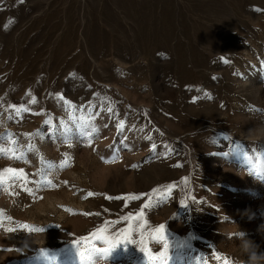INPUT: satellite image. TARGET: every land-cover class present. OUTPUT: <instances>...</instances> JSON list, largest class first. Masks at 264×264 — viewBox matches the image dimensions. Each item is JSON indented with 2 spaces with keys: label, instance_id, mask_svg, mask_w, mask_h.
Wrapping results in <instances>:
<instances>
[{
  "label": "rangeland",
  "instance_id": "rangeland-1",
  "mask_svg": "<svg viewBox=\"0 0 264 264\" xmlns=\"http://www.w3.org/2000/svg\"><path fill=\"white\" fill-rule=\"evenodd\" d=\"M0 137V264H264V0H0Z\"/></svg>",
  "mask_w": 264,
  "mask_h": 264
},
{
  "label": "snow or ice",
  "instance_id": "snow-or-ice-1",
  "mask_svg": "<svg viewBox=\"0 0 264 264\" xmlns=\"http://www.w3.org/2000/svg\"><path fill=\"white\" fill-rule=\"evenodd\" d=\"M33 103H35V100L33 99L32 101ZM26 110V109H25ZM108 111L111 112L112 109L108 108ZM118 127H123V125H118ZM93 131H95V129H93ZM37 135H39V133H37ZM0 139H3L2 137H0ZM150 139V138H149ZM153 149H155L156 145H152ZM64 166V165H61ZM49 168L54 167L53 165H48ZM6 172H14L15 170L13 169H6ZM22 172V170H21ZM14 178H19V177H14ZM89 196L93 195L92 193H88ZM25 228L28 227V225H24ZM35 231H43V229H35ZM129 230L125 229V232L120 234L119 238H113L110 236H106L103 235V230L98 231L97 233H95L93 235V239L94 240H100L103 244H106L107 247H105L103 249V253L107 256L108 254H110L115 248L116 246L121 243V241H126V242H130L129 241V235H128ZM157 234H162L164 232V225L159 226V228L156 230ZM160 239H164V237L161 235ZM143 241H141L142 243ZM83 245V246H81ZM164 249L167 250L169 248V244L167 242L164 243ZM75 247L77 248V255L80 261V264H95L94 261V257L97 253H99L101 251L100 248L96 247L94 243H87L86 241L84 242H77V244L75 245ZM141 251H144L147 255H149V264H166V259H160V258H153L151 256V254L149 253L148 249L146 247H142ZM42 254L44 256H47V252L44 251L42 252ZM160 257H165V252H161L159 254ZM230 264V261L227 260V258L224 259L223 264Z\"/></svg>",
  "mask_w": 264,
  "mask_h": 264
},
{
  "label": "clouds",
  "instance_id": "clouds-1",
  "mask_svg": "<svg viewBox=\"0 0 264 264\" xmlns=\"http://www.w3.org/2000/svg\"><path fill=\"white\" fill-rule=\"evenodd\" d=\"M252 247H253V245L250 242L245 241V243H244L245 251H250ZM262 255H264V254H262ZM257 259H258L257 253L256 252H251V254H250V262H251V264H255Z\"/></svg>",
  "mask_w": 264,
  "mask_h": 264
}]
</instances>
